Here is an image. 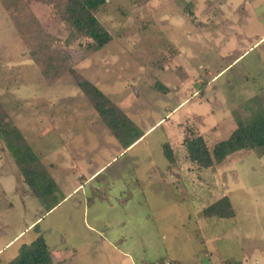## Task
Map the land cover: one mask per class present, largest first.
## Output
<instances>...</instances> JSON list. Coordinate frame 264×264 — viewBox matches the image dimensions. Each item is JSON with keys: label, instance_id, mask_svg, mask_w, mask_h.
<instances>
[{"label": "rangeland", "instance_id": "rangeland-1", "mask_svg": "<svg viewBox=\"0 0 264 264\" xmlns=\"http://www.w3.org/2000/svg\"><path fill=\"white\" fill-rule=\"evenodd\" d=\"M95 15L111 40L89 53L86 37L66 43L51 3L0 0V102L59 189L47 210L0 138V264L38 236L66 264H264V154L204 167L185 143L201 135L211 151L235 113L264 107V0H106ZM70 67L139 127L136 142L123 148ZM223 196L232 217L203 214Z\"/></svg>", "mask_w": 264, "mask_h": 264}, {"label": "trees", "instance_id": "trees-1", "mask_svg": "<svg viewBox=\"0 0 264 264\" xmlns=\"http://www.w3.org/2000/svg\"><path fill=\"white\" fill-rule=\"evenodd\" d=\"M7 1L4 0L5 3ZM39 1L51 3L55 14L65 23L67 29L66 43L86 37L89 39L85 45L86 51L92 53L102 48L111 40V35L95 15L106 0ZM138 1L144 3L148 0ZM41 34L40 29L33 31L32 39L39 41L42 39ZM52 40L53 37L48 38V41H44L38 50H48L52 44ZM26 43L29 44L30 42L26 41ZM53 67L54 62L49 59L48 65L44 69L46 77L51 78L58 74V69H53ZM69 70L81 91L99 112L103 122L123 148L131 146L142 136L143 133L139 127L95 84L76 72L74 68L70 67ZM235 120L236 127L230 135L226 139L216 142L211 151L208 149L201 135L186 138V149L190 159L200 166L208 167L214 162L219 163L223 161L229 154L241 149L254 148L264 154V107L262 105L251 106L250 114L246 118H242L235 113ZM0 138L21 170L24 180L29 185L32 193L40 198L46 206L48 205L47 210L52 208L55 203H48L47 197L50 198L53 195L56 197L59 190L58 186L50 177L47 170L40 164L38 156L32 151L21 131L8 117L1 102ZM163 153L169 161L172 162L174 160L172 150L168 144L163 145ZM203 214L206 216L232 217L234 211L228 197L223 196L204 208ZM7 264L66 263L64 261L54 262L45 239L42 236H38L30 243L22 244L18 253Z\"/></svg>", "mask_w": 264, "mask_h": 264}, {"label": "built area", "instance_id": "built-area-1", "mask_svg": "<svg viewBox=\"0 0 264 264\" xmlns=\"http://www.w3.org/2000/svg\"><path fill=\"white\" fill-rule=\"evenodd\" d=\"M132 264H135V263H132ZM143 264H176V263L172 258L163 257V258H160V259H157L151 262H146Z\"/></svg>", "mask_w": 264, "mask_h": 264}, {"label": "crops", "instance_id": "crops-1", "mask_svg": "<svg viewBox=\"0 0 264 264\" xmlns=\"http://www.w3.org/2000/svg\"><path fill=\"white\" fill-rule=\"evenodd\" d=\"M29 226H30V225H29ZM20 233H21V232H20ZM20 233H19V234H20ZM19 234H18V235H19ZM18 235H16L15 237H17Z\"/></svg>", "mask_w": 264, "mask_h": 264}]
</instances>
